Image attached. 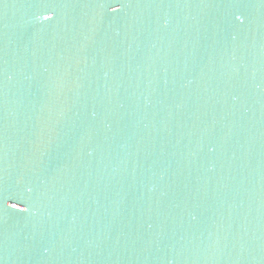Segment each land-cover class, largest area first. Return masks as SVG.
Instances as JSON below:
<instances>
[{"label": "water", "instance_id": "95a60500", "mask_svg": "<svg viewBox=\"0 0 264 264\" xmlns=\"http://www.w3.org/2000/svg\"><path fill=\"white\" fill-rule=\"evenodd\" d=\"M0 264H264V0H0Z\"/></svg>", "mask_w": 264, "mask_h": 264}]
</instances>
